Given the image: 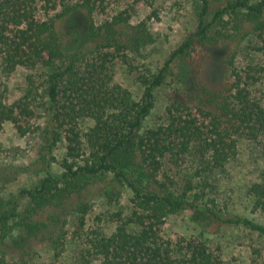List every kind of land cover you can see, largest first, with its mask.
I'll use <instances>...</instances> for the list:
<instances>
[{
	"label": "trees",
	"instance_id": "16d2710c",
	"mask_svg": "<svg viewBox=\"0 0 264 264\" xmlns=\"http://www.w3.org/2000/svg\"><path fill=\"white\" fill-rule=\"evenodd\" d=\"M105 3L0 0L3 73L47 69L41 84L27 77L21 97L0 98V130L11 124L39 140L36 158L15 166L16 175L40 176L17 197H0V264H30L41 246L59 255L69 235L83 237L95 199L117 207L115 229L85 234V263L226 264L203 231L179 244L162 228L169 215L187 211L202 230L242 226L264 235V225L228 216L210 197L213 174L225 169L239 141L264 137V105L250 89L264 77V0H200L195 31L156 73L139 75L138 100L114 81L113 65L153 43L149 17L133 24L122 10L96 22ZM243 48L263 62L238 70ZM167 78L176 86L162 121L147 127L155 90ZM36 109L43 121L31 126L28 120L40 117ZM11 180L0 171V182ZM249 193L253 209L264 215V177Z\"/></svg>",
	"mask_w": 264,
	"mask_h": 264
},
{
	"label": "rangeland",
	"instance_id": "374dc122",
	"mask_svg": "<svg viewBox=\"0 0 264 264\" xmlns=\"http://www.w3.org/2000/svg\"><path fill=\"white\" fill-rule=\"evenodd\" d=\"M65 2L70 0H64ZM200 0H106L105 13L97 12L94 15L96 22L110 18L114 14L129 10L132 23L149 17L148 26L154 38L153 43L147 45L140 53H129L126 61L118 58L113 65L114 81L129 89L135 99H140L143 86L138 81L139 75L156 73L169 58L170 53L191 32L195 31L198 23ZM43 12V10L41 11ZM43 17V13H40ZM263 60L248 49L243 48L235 59L238 70L247 68L248 64L261 63ZM47 69L37 67L33 70L17 68L10 74H5L0 66V98L11 102L21 97L27 87V77L32 76L36 84L43 83ZM214 68L208 66L204 77L210 76ZM172 79L155 90V105L145 120V126H154L162 121L163 112L167 104V94L174 88ZM252 95L264 105V77H261L251 86ZM35 117L28 120L35 125L43 121L40 109H36ZM26 122H23V124ZM89 126L85 122L82 128ZM39 140L35 135L27 133L22 136L11 124H5L0 130V171L10 178L8 183L0 182V197L15 198L22 188L33 186L40 176L26 171L16 175L17 167L26 166L37 156ZM61 149L56 151L57 156ZM58 168L53 167V172ZM187 174V173H186ZM264 177V137L256 141H239L235 156L229 161L225 169L213 174L210 197L215 198L218 207L228 216L246 217L255 223L264 225V215L253 209V197L249 193L250 185ZM127 195L121 203L128 204ZM20 203H25L22 200ZM117 210L116 206L108 204L103 199H95L90 213L87 216V226L83 237L69 235L64 249L56 255L50 248L41 246L30 264H99L97 261L85 263L82 258V249L86 241V233L92 230H101L111 234L115 223L111 221V214ZM71 232L74 228L68 227ZM203 231V232H202ZM203 233L208 244L219 247L226 264H264V235L242 226H224L220 229L209 228L202 230L190 217L187 211L169 215L162 228V235L182 244L183 240L197 237Z\"/></svg>",
	"mask_w": 264,
	"mask_h": 264
}]
</instances>
